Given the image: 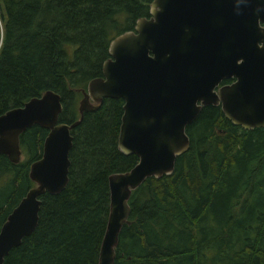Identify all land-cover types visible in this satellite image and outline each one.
Segmentation results:
<instances>
[{
  "label": "trees",
  "instance_id": "16d2710c",
  "mask_svg": "<svg viewBox=\"0 0 264 264\" xmlns=\"http://www.w3.org/2000/svg\"><path fill=\"white\" fill-rule=\"evenodd\" d=\"M150 2L0 0V114L52 89L61 95L59 121L77 120L81 90L101 76L110 40L148 17ZM122 105L105 98L71 130L68 182L40 196L35 229L4 264H97L108 176L138 160L117 148ZM186 133L173 173L132 191L114 264H264V127L243 129L207 105ZM46 134L38 125L20 133L25 160L0 154V227L34 185L28 169Z\"/></svg>",
  "mask_w": 264,
  "mask_h": 264
},
{
  "label": "water",
  "instance_id": "95a60500",
  "mask_svg": "<svg viewBox=\"0 0 264 264\" xmlns=\"http://www.w3.org/2000/svg\"><path fill=\"white\" fill-rule=\"evenodd\" d=\"M101 76L81 90L79 118L59 121L61 95L46 89L0 114V154L21 159L19 135L47 130L34 183L0 227V264L35 229L40 196L61 192L69 180L71 130L105 98L123 100L117 148L138 160L108 176L109 207L97 264H114L129 198L147 178L171 175L190 144L186 127L207 105L243 129L264 127V0H151L149 16L108 45ZM233 79L230 83L222 82Z\"/></svg>",
  "mask_w": 264,
  "mask_h": 264
},
{
  "label": "rangeland",
  "instance_id": "374dc122",
  "mask_svg": "<svg viewBox=\"0 0 264 264\" xmlns=\"http://www.w3.org/2000/svg\"><path fill=\"white\" fill-rule=\"evenodd\" d=\"M72 48L71 47H69L68 48V50L70 51ZM80 98V97H79ZM78 98V99H79ZM76 104H77V100H76ZM26 159V155H25V153L24 152H21V160H25ZM6 180V178L5 179H2L1 181H5Z\"/></svg>",
  "mask_w": 264,
  "mask_h": 264
},
{
  "label": "flooded vegetation",
  "instance_id": "af4514ba",
  "mask_svg": "<svg viewBox=\"0 0 264 264\" xmlns=\"http://www.w3.org/2000/svg\"><path fill=\"white\" fill-rule=\"evenodd\" d=\"M232 80H233V79H226V80H224V81L222 82V84H224V83H230Z\"/></svg>",
  "mask_w": 264,
  "mask_h": 264
}]
</instances>
